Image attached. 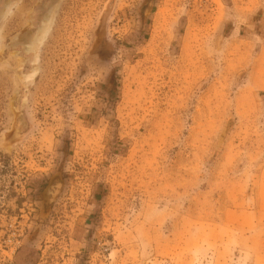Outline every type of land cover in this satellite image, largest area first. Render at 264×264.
Segmentation results:
<instances>
[{
  "label": "rangeland",
  "instance_id": "rangeland-1",
  "mask_svg": "<svg viewBox=\"0 0 264 264\" xmlns=\"http://www.w3.org/2000/svg\"><path fill=\"white\" fill-rule=\"evenodd\" d=\"M0 264H264V0H0Z\"/></svg>",
  "mask_w": 264,
  "mask_h": 264
}]
</instances>
